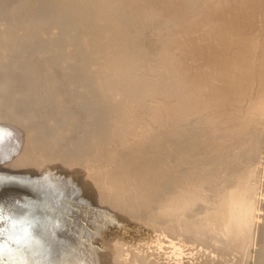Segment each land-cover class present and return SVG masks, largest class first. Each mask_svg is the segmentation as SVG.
I'll return each instance as SVG.
<instances>
[{
  "label": "bare ground",
  "instance_id": "bare-ground-1",
  "mask_svg": "<svg viewBox=\"0 0 264 264\" xmlns=\"http://www.w3.org/2000/svg\"><path fill=\"white\" fill-rule=\"evenodd\" d=\"M3 1L0 264H264V0Z\"/></svg>",
  "mask_w": 264,
  "mask_h": 264
},
{
  "label": "rangeland",
  "instance_id": "rangeland-1",
  "mask_svg": "<svg viewBox=\"0 0 264 264\" xmlns=\"http://www.w3.org/2000/svg\"><path fill=\"white\" fill-rule=\"evenodd\" d=\"M2 1H3V0H2ZM5 1H6V0H5ZM8 1H9V0H8ZM3 2H4V1H3ZM6 2H7V1H6ZM8 3H9V2H7L6 4H8ZM4 4H5V3H4ZM6 4H5V5H6ZM126 15H127V16H126ZM128 16H129V14H128V12H127V13H125V15H123V18H124V17H128ZM88 23H89V22H88ZM140 23H141V22H140ZM140 23H138V24L136 23L137 25H136L135 23H133V24L130 26V28H131L133 25H134V26H138V25H139V26L141 27L143 24H142V23L140 24ZM147 25H148V24H147ZM89 26L91 27V25H89ZM144 26L147 28V26H146L145 23H144ZM144 26H142V27L145 29ZM71 27H72V26H70V29H71ZM90 27H88V28H90ZM67 28H69V26H68ZM72 28H73V27H72ZM76 29H77V30H76ZM76 29H75V27H74V30H72V32H74V33L76 32V33H77V34L75 33L76 36H77V35L79 36V37L77 36V38H76L75 35H74L75 42H78V41H79V38H80V33H79L80 30H79L77 27H76ZM90 29H91V28H90ZM90 29H89V30H90ZM144 29H143V30H144ZM148 29H149V30L152 29V28L150 27V25H148ZM148 29H147V30H148ZM78 30H79V31H78ZM141 30H142V28H141ZM92 31H93V30H92ZM92 31L90 30V32H92ZM151 31H153V30H151ZM151 31H149L150 33H149L148 31H145V30L142 31V32H145V33L148 32L147 34H149V35H147V37L145 36V35H146L145 33H144V34L141 33V35H139V37H140V36H142V37L144 36L143 38L140 37V39H142V41L139 40V41H141V44H142L143 42L145 43L146 41H148V40H150V39L153 38V35H154V34H153ZM69 33H70V31H69L67 34H69ZM151 33H152V34H151ZM92 34H93V33H92ZM149 36H150V37H149ZM154 36H155V35H154ZM60 37H62V36L60 35ZM151 37H152V38H151ZM64 38H66V37H64ZM64 38H63V39H64ZM144 38H145V39H144ZM147 38H148V39H147ZM63 39H62V42H64ZM76 39H77V40H76ZM136 41H137V40H136ZM78 43H79V44H78ZM78 43H77V46H76V47L81 49V53H82V54L84 53V57H86V58H84V59L73 58V60H72V58H71L70 60L68 59V60H66V61H68V62H67L68 64L71 62V63H70V64H72L71 66H73V65H74V66H77L78 62L81 60L80 63H79V65H78L79 67H75V68H77L76 70H78V71L80 70V71H81V67H80V66L83 65V63H85L86 61H88V60L90 59V57H88L89 55H86L87 53H85V52H88L89 49H87V51H86V50L83 48V46L80 45V41H79ZM138 43H140V42H138ZM83 49H84V51H83ZM88 54H89V53H88ZM78 59H79V60H78ZM84 60H85V61H84ZM57 65H59V63H57ZM74 66H73V67H74ZM27 69H28V68H27ZM68 70H69V69H65V71H68ZM78 71H77V73L80 72V71H79V72H78ZM79 136H80V134H76V135H75L76 138H79ZM0 220H2V218H0Z\"/></svg>",
  "mask_w": 264,
  "mask_h": 264
}]
</instances>
